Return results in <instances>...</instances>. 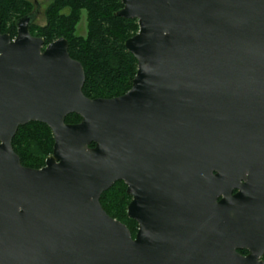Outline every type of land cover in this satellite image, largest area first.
<instances>
[{
  "label": "water",
  "instance_id": "obj_1",
  "mask_svg": "<svg viewBox=\"0 0 264 264\" xmlns=\"http://www.w3.org/2000/svg\"><path fill=\"white\" fill-rule=\"evenodd\" d=\"M122 1L138 70L113 98L36 14L15 38L0 18V264H264V0ZM31 121L55 139L39 169L12 144ZM118 181L135 237L100 202Z\"/></svg>",
  "mask_w": 264,
  "mask_h": 264
},
{
  "label": "trees",
  "instance_id": "obj_2",
  "mask_svg": "<svg viewBox=\"0 0 264 264\" xmlns=\"http://www.w3.org/2000/svg\"><path fill=\"white\" fill-rule=\"evenodd\" d=\"M123 7L122 0H53L46 12V25L31 26L34 36L44 38L45 47L61 37L68 40L71 57L80 61L85 69L83 92L90 98L121 96L131 89L136 76L138 62L125 42L139 31V24L137 19L117 15ZM29 10L26 0H0L1 31L15 38L17 22L29 15ZM83 10L87 12L86 37L76 33ZM81 120L75 113L66 117L67 123ZM12 144L24 166L39 169L53 154L55 139L47 124L31 121L19 127ZM131 200L124 181L116 182L100 198L106 212L132 233L137 231L138 222L128 216ZM240 252L247 254V250ZM262 258L264 260V256Z\"/></svg>",
  "mask_w": 264,
  "mask_h": 264
},
{
  "label": "rangeland",
  "instance_id": "obj_3",
  "mask_svg": "<svg viewBox=\"0 0 264 264\" xmlns=\"http://www.w3.org/2000/svg\"><path fill=\"white\" fill-rule=\"evenodd\" d=\"M30 4V14H36L33 24L38 26H44L47 23V9L51 5L53 0H26ZM87 12L83 10L81 12L80 21L76 27V33L80 36H87ZM138 231V229H137ZM137 231H133L132 233L136 235ZM263 259V258H262Z\"/></svg>",
  "mask_w": 264,
  "mask_h": 264
},
{
  "label": "flooded vegetation",
  "instance_id": "obj_4",
  "mask_svg": "<svg viewBox=\"0 0 264 264\" xmlns=\"http://www.w3.org/2000/svg\"><path fill=\"white\" fill-rule=\"evenodd\" d=\"M37 14V13H36Z\"/></svg>",
  "mask_w": 264,
  "mask_h": 264
}]
</instances>
